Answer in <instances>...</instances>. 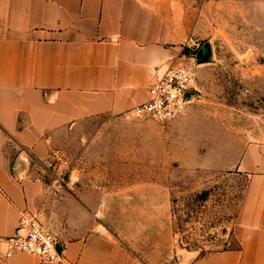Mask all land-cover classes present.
I'll list each match as a JSON object with an SVG mask.
<instances>
[{"label":"crops","instance_id":"1","mask_svg":"<svg viewBox=\"0 0 264 264\" xmlns=\"http://www.w3.org/2000/svg\"><path fill=\"white\" fill-rule=\"evenodd\" d=\"M197 15V0H0V264H59L6 255L24 212L49 225L65 264H150L124 211L137 209L127 222L141 226L171 203L111 200L120 191L79 185V171L61 188L34 165L51 162L85 121L128 118L166 66L190 62ZM235 167L248 174L237 246L183 251L181 264H264V143L247 144Z\"/></svg>","mask_w":264,"mask_h":264},{"label":"rangeland","instance_id":"2","mask_svg":"<svg viewBox=\"0 0 264 264\" xmlns=\"http://www.w3.org/2000/svg\"><path fill=\"white\" fill-rule=\"evenodd\" d=\"M197 5L195 45L186 49L192 59L184 63L196 73L197 91L187 114L165 122L95 117L59 139L51 162L34 165L61 188L79 171V185L120 191L111 200L171 203L155 207L159 217L141 226L127 222L137 209L124 211L123 228L139 241L133 249L150 264H181L183 251L195 258L237 246L248 174L235 165L247 144L264 143V0Z\"/></svg>","mask_w":264,"mask_h":264},{"label":"built area","instance_id":"3","mask_svg":"<svg viewBox=\"0 0 264 264\" xmlns=\"http://www.w3.org/2000/svg\"><path fill=\"white\" fill-rule=\"evenodd\" d=\"M196 73L185 65L170 64L163 69L157 80L149 87L146 101L125 112L126 116H151L165 122L187 114L195 100ZM61 181L60 178H56ZM6 255L27 251L38 255L45 263L65 264L59 240L49 225L37 215L24 212L15 234L4 238Z\"/></svg>","mask_w":264,"mask_h":264},{"label":"water","instance_id":"4","mask_svg":"<svg viewBox=\"0 0 264 264\" xmlns=\"http://www.w3.org/2000/svg\"><path fill=\"white\" fill-rule=\"evenodd\" d=\"M202 55H203V53H202V50H201L199 56H202ZM58 249L61 250V245L60 244H58Z\"/></svg>","mask_w":264,"mask_h":264}]
</instances>
